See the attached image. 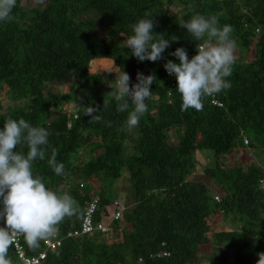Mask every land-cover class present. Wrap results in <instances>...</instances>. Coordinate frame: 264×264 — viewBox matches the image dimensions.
<instances>
[{"label":"trees","instance_id":"1","mask_svg":"<svg viewBox=\"0 0 264 264\" xmlns=\"http://www.w3.org/2000/svg\"><path fill=\"white\" fill-rule=\"evenodd\" d=\"M189 4L231 25L237 43L231 87L206 97L202 111L181 110L177 80L164 68L169 59L179 63L169 55L178 47L189 59L196 54L198 41L180 26L193 14ZM13 15L0 22V129L9 117L48 129L51 147L33 173L81 208L59 225L62 245L48 251L44 264H256L264 252V0H37L35 6L17 0ZM149 15L156 34L178 39L163 59L140 62L125 41L131 25ZM98 59L113 61L111 71L123 68L131 84L137 72L155 74L137 127H124L131 108L117 112L107 94L116 74L91 72ZM65 84L68 92L52 89ZM89 105L99 106L100 122L84 115ZM52 148L64 176L48 165ZM202 150L213 152L214 165H204ZM124 173L131 188L126 206L115 189ZM95 201L93 225L108 221L111 231L66 237L80 232ZM113 210L119 218L109 219ZM219 221L225 225L216 230ZM21 243L29 256L45 248L44 239L30 248L21 235ZM206 245L208 255L201 251ZM8 257L14 261V247Z\"/></svg>","mask_w":264,"mask_h":264},{"label":"clouds","instance_id":"2","mask_svg":"<svg viewBox=\"0 0 264 264\" xmlns=\"http://www.w3.org/2000/svg\"><path fill=\"white\" fill-rule=\"evenodd\" d=\"M16 5L17 0H0V22L15 19L13 9ZM187 7L193 14L180 26L198 41L196 54L189 59L187 49L178 47L169 55L176 57L179 63L169 59L164 68L177 80L176 90L181 96V110L202 111L206 97L231 87L227 78L233 71L237 43L232 36L234 29L231 25L220 26L217 16H205L196 12L195 4ZM156 26L154 15L141 18L131 25L133 35L125 43L131 50V55L140 62H157L163 59L164 51L178 39H166L164 33L156 34ZM117 68L122 70L109 71L115 72L116 78L109 83L111 91L107 94L116 101L117 112L123 113L131 108L124 127L132 129L139 125L141 118L148 112L146 101L152 96L151 85L156 76L154 73L145 76L137 72V82L131 84L129 74L123 68ZM107 108L108 102L104 100L103 110ZM98 112L99 106L89 105L86 106L84 115L91 116L90 121L100 122L102 117L97 115ZM106 124L108 127L112 126L111 121ZM124 127L121 128L122 131ZM50 135L45 127L33 126L23 118L17 120L9 117L4 121L3 129H0V220L5 225L0 227V264H12L8 253L17 243V237L22 235L30 248H36L41 240L60 233L59 225L66 218L81 212L80 205L73 196L67 192L51 190L43 177L33 173L34 162L44 160L51 147ZM22 145L27 146L26 154L20 150ZM56 157V149L52 148L48 165L57 176H64L65 165L58 163ZM113 217L114 210L109 219ZM106 225L109 228L108 221ZM110 231L111 228L108 233ZM257 255L256 264H264V252Z\"/></svg>","mask_w":264,"mask_h":264},{"label":"built area","instance_id":"3","mask_svg":"<svg viewBox=\"0 0 264 264\" xmlns=\"http://www.w3.org/2000/svg\"><path fill=\"white\" fill-rule=\"evenodd\" d=\"M166 74L174 78V80L176 81V78L174 75H169L167 71H166ZM175 83L176 82H173L172 85L174 86ZM213 103L218 106H222V103L219 100L214 99ZM96 203L97 201L92 202L90 206L87 208V210L85 211V217H84L82 229L80 230V232L78 231L68 232L66 234V237H73V236L79 235V233L80 234L89 233L93 229L101 230L104 233H108L109 228L104 222H101L97 224L96 226L93 225L92 217H93V214L96 208ZM119 215L120 213H117L116 215L114 213V218H119ZM62 239H63L62 235L59 232H57L56 235L44 239L45 248L42 252H40L38 255H35V256H29L28 254H26L24 247L21 243V236L17 237V243L13 246L14 251H15V259L12 262V264H44L48 256V251H53L57 249L58 247H60L62 245V241H63ZM166 254L167 253H164V255ZM141 261L142 259L139 260V262Z\"/></svg>","mask_w":264,"mask_h":264},{"label":"rangeland","instance_id":"4","mask_svg":"<svg viewBox=\"0 0 264 264\" xmlns=\"http://www.w3.org/2000/svg\"><path fill=\"white\" fill-rule=\"evenodd\" d=\"M36 1L37 0H30L32 6H35ZM45 3H46V1H42L40 3L41 5L39 4V8H42L43 9V6L45 5ZM42 4H44V5H42ZM173 11H174V14L175 13L176 14L178 13V9H173ZM117 43L120 44L119 41H117ZM234 55H236V51H234ZM96 62H97L96 63L97 66H94L91 69V72H93V73L94 72L103 73L105 70L111 71V67H109V65H108L109 62L108 63L107 62H102L99 59L96 60ZM113 71H117V69H114ZM109 73H111V72H109ZM52 89L54 91L68 92L71 89V86H70V84H65V85L60 86L59 88H55V86H54V87H52ZM1 97H2L3 103L5 104L7 102L5 95L2 94ZM62 108L63 109H70L72 111L73 110V104H67V103H64L63 102ZM54 114H56V111H54ZM199 156H200V159L204 163L205 166H212V165H214L215 158H214L213 152H209L207 150H202L200 152ZM252 156H253V154H252ZM115 189H116V193H117L118 198L126 206L127 205V201H128L127 200L128 198L126 197V192L131 190V188H129V184L127 183L126 173H124L123 174V178L116 183ZM224 225H225L224 222L219 221V222H215L213 226H214V229L218 230V229L222 228ZM226 228H227V230H229V226L228 225H227ZM210 249H211L210 246L209 245H206V246H203L201 248V251L203 253H205V254L208 255L210 253V251H211ZM201 264H209V263L206 262V261H202Z\"/></svg>","mask_w":264,"mask_h":264},{"label":"crops","instance_id":"5","mask_svg":"<svg viewBox=\"0 0 264 264\" xmlns=\"http://www.w3.org/2000/svg\"><path fill=\"white\" fill-rule=\"evenodd\" d=\"M99 60H100V59H99ZM102 60H105V59H102ZM105 61H106L107 63L109 62V63H108L109 67H112V66H113V61H110V60H109V61H108V60H105Z\"/></svg>","mask_w":264,"mask_h":264},{"label":"bare ground","instance_id":"6","mask_svg":"<svg viewBox=\"0 0 264 264\" xmlns=\"http://www.w3.org/2000/svg\"><path fill=\"white\" fill-rule=\"evenodd\" d=\"M229 105H230V104H229ZM229 105H228V106H229ZM226 107H227V106H226ZM223 109H224V108H223ZM112 122H113V121H112ZM246 130H247V129H246ZM248 131H249V130H248ZM263 187H264V186H263Z\"/></svg>","mask_w":264,"mask_h":264},{"label":"water","instance_id":"7","mask_svg":"<svg viewBox=\"0 0 264 264\" xmlns=\"http://www.w3.org/2000/svg\"><path fill=\"white\" fill-rule=\"evenodd\" d=\"M91 64H93V62Z\"/></svg>","mask_w":264,"mask_h":264}]
</instances>
